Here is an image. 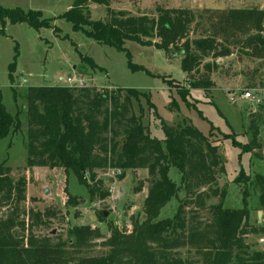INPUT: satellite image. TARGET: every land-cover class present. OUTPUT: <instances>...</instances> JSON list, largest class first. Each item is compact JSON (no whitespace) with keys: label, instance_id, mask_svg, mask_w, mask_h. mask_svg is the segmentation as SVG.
I'll use <instances>...</instances> for the list:
<instances>
[{"label":"trees","instance_id":"16d2710c","mask_svg":"<svg viewBox=\"0 0 264 264\" xmlns=\"http://www.w3.org/2000/svg\"><path fill=\"white\" fill-rule=\"evenodd\" d=\"M89 1L105 5L109 2L76 0L66 13L52 18H44L39 10L0 6V22L3 27L9 21L26 23L39 30L52 28L55 20L65 19L74 31L128 56L127 42L177 54L182 58L181 67L191 89L211 87L209 76L204 82L196 77L201 73L203 60L229 56L231 44L239 45L253 58L264 60V9L229 8L220 12L215 21L211 16L206 21L200 11L191 8H159L157 17L108 9L106 20H95L87 8ZM83 61L97 66L88 57ZM15 64L16 58L9 66L12 84ZM133 69L139 70L136 66ZM188 90L182 87L178 93L186 100ZM14 98L17 99L15 91ZM128 103V99L121 104L120 97L90 87H28L26 117H23L27 122L28 166L71 171L88 188L91 198L96 195L101 199L108 194L102 188L103 180L91 186L87 183V173L107 167L145 169L148 173L145 217L132 222L130 230L112 226L108 237L100 228L92 229L89 225L71 227L67 239L71 245L62 239L53 243L50 237H37L29 231L36 225H49L60 210L51 207L44 211L29 210L22 221L14 214L0 217V264H264V255L251 253L246 241V236L255 231L248 222V190L244 191L243 207L229 209L223 204L226 191L213 188L224 173L218 145L187 122L173 125L163 122L164 139L152 137L140 118L126 116ZM258 116L251 114L248 152L260 147ZM23 118L19 111L15 116L7 111L0 92V140L8 137L12 128L20 129ZM121 135L124 141L120 148ZM172 168L181 174L180 182L186 194L179 199L175 214L161 219L162 209L180 190V185L169 175ZM11 172V166L0 163V208L26 199V178L15 181ZM243 172L236 181H240ZM257 179L264 205V177L257 175ZM211 197H219V203L207 205ZM193 206L209 218L198 221ZM26 220L31 222L30 229L25 228ZM17 225L30 232L26 242L13 235L12 228ZM99 238H105L103 245L108 249L105 254L76 255ZM184 248L193 250L196 258L180 256L179 251Z\"/></svg>","mask_w":264,"mask_h":264},{"label":"rangeland","instance_id":"374dc122","mask_svg":"<svg viewBox=\"0 0 264 264\" xmlns=\"http://www.w3.org/2000/svg\"><path fill=\"white\" fill-rule=\"evenodd\" d=\"M75 1L0 0V6L8 9L21 8L25 11L39 10L44 18H52L66 13ZM222 1L109 0L107 5L89 1L87 8L91 18L106 20L108 9L157 17L159 8H190L201 4L212 7L214 2ZM256 1L226 0L225 8L196 9L205 16L206 21L208 16L215 21L220 12L227 11L231 6L264 8V0ZM52 24V28L36 30L26 23L13 24L7 21L3 27L0 22V92L7 111L13 116L19 111L21 118L26 117L28 87L64 86L66 78L76 73L84 78L87 87L120 97L121 104L128 99L126 116L140 118L152 137L164 139L161 128L163 122L169 125L184 122L194 125L219 147L224 173L219 175L218 183L213 188L219 192L226 191L224 207L241 209L244 191L248 190V222L255 231L246 236V241L251 253L264 255V205L260 197L261 184L257 179V175L264 177V105L258 113L260 147L248 152L252 137L249 129L252 112L244 109V102H234L231 98V92L264 85V60L253 58L240 49L239 45L231 44L232 54L226 60L225 57L203 60L201 73L196 77L204 82L209 76L213 83L211 87L191 89L181 67L182 58L179 56L171 53L168 55L169 53L154 46L127 42L126 47L130 53L128 56L127 53L101 44L82 32L74 31L72 24L65 19H57ZM84 57L93 60L96 68L83 61ZM15 58L12 84L9 79V66ZM226 65H229L228 70ZM133 66L139 70H134ZM224 77L227 78L230 90L224 89ZM182 87L189 89L190 94L186 100L178 93ZM14 91L17 99L14 98ZM118 141L121 148L124 135ZM0 163L11 166V177L15 181L21 177L27 180L26 199L21 203L10 202L1 207L0 217L14 214L18 221H22L27 218L29 210L44 211L49 207L60 210L55 218L50 219L49 225H36L29 230L37 237H50L53 243H58L59 239L67 242L68 230L74 226L89 225L92 229L100 228L101 233L108 237L112 226L130 230L133 228L132 222L142 221L145 217L147 170L125 168L117 182L123 194L114 208L98 205V196L91 198L88 188L73 172H66L63 168L52 170L28 166L27 122L24 118L21 120L20 129L12 128L10 135L0 140ZM241 171H244L243 175L240 181H236ZM103 172L104 170L94 171L89 175L90 180L93 174L96 178L102 176ZM169 175L180 185V190L162 209L161 219L172 217L179 199L186 194L180 182L179 171L172 168ZM87 183L94 186L96 181ZM109 185V178H105L102 188L108 189ZM46 188H49L48 194H45ZM217 203L219 197H211L206 202L207 205ZM192 208L198 212L194 216L198 221L209 218L208 214L197 207ZM105 212L109 213L107 217ZM26 223L25 228L30 229L31 222L26 220ZM12 229L13 235L19 241H27L30 235L28 230H24L21 225ZM104 240L105 238L94 240L76 255L91 257L105 254L108 249L103 245ZM68 244L71 245V242L68 241ZM67 249L72 252L74 250L69 246ZM179 255L185 259L196 258L190 248L181 249Z\"/></svg>","mask_w":264,"mask_h":264},{"label":"built area","instance_id":"2783aa9c","mask_svg":"<svg viewBox=\"0 0 264 264\" xmlns=\"http://www.w3.org/2000/svg\"><path fill=\"white\" fill-rule=\"evenodd\" d=\"M72 89H81L87 87V82L83 77L77 75L76 73L68 76L65 80V85ZM231 98L234 102L242 101L247 105V109L252 112V114L259 113V109L264 105V85L242 89L240 92H231ZM123 170L121 168L107 167L104 169L102 176H97L94 180H90L89 173L86 174V179L91 181L104 180L109 178L110 185L107 189V196L103 199L99 198L98 205H105L111 207L112 209L120 199L123 194V190L117 185L118 178L122 174ZM101 178V179H100Z\"/></svg>","mask_w":264,"mask_h":264},{"label":"crops","instance_id":"0c3cea01","mask_svg":"<svg viewBox=\"0 0 264 264\" xmlns=\"http://www.w3.org/2000/svg\"><path fill=\"white\" fill-rule=\"evenodd\" d=\"M263 2V0H257L256 2ZM215 4H213V6L211 7V6H206V5H198V6H196V7H190L191 9H196V8H216V9H221V8H225V3H226V0L224 1H222L221 3L220 2H214ZM240 7V6H239ZM230 8H236V7H233V6H231ZM240 8H248V7H245V6H243V7H240ZM261 9H264L263 8V6H261L260 7ZM230 56H225V59L224 60H226L227 58H229ZM223 60V59H222ZM225 68H226V70H228V68H229V65H226L225 66ZM213 76L215 75V73H213L212 74ZM224 76H226L225 74H224ZM186 78H187V75H186ZM224 79H226V80H224V89H227V90H230V89H228L229 88V83H228V81H227V78H225L224 77Z\"/></svg>","mask_w":264,"mask_h":264},{"label":"water","instance_id":"95a60500","mask_svg":"<svg viewBox=\"0 0 264 264\" xmlns=\"http://www.w3.org/2000/svg\"><path fill=\"white\" fill-rule=\"evenodd\" d=\"M168 55H171V54L169 53ZM173 55H175V56H179V55H177V54H173ZM179 57H180V56H179ZM244 109L247 110V105H246V104H244ZM48 193H49V188H46V189H45V194H48ZM108 214H109V213L105 212V217H107Z\"/></svg>","mask_w":264,"mask_h":264}]
</instances>
